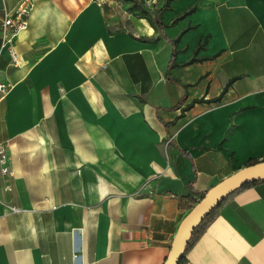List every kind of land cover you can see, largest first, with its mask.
Wrapping results in <instances>:
<instances>
[{
    "label": "crops",
    "instance_id": "obj_1",
    "mask_svg": "<svg viewBox=\"0 0 264 264\" xmlns=\"http://www.w3.org/2000/svg\"><path fill=\"white\" fill-rule=\"evenodd\" d=\"M129 1L32 0L16 65L0 34V264H163L264 158V0ZM214 211L181 264H264V179Z\"/></svg>",
    "mask_w": 264,
    "mask_h": 264
},
{
    "label": "water",
    "instance_id": "obj_2",
    "mask_svg": "<svg viewBox=\"0 0 264 264\" xmlns=\"http://www.w3.org/2000/svg\"><path fill=\"white\" fill-rule=\"evenodd\" d=\"M261 179H264V158L239 167L207 189L181 219L163 264H179L197 224L237 188Z\"/></svg>",
    "mask_w": 264,
    "mask_h": 264
},
{
    "label": "built area",
    "instance_id": "obj_3",
    "mask_svg": "<svg viewBox=\"0 0 264 264\" xmlns=\"http://www.w3.org/2000/svg\"><path fill=\"white\" fill-rule=\"evenodd\" d=\"M122 0H118L121 3ZM32 0H19L12 14L5 13L0 18L1 48L7 50L13 65L18 63V53L14 47L13 39L19 31L27 28V14L32 8ZM10 89L8 83L0 81V92L7 93ZM7 150L4 143H0V168L3 173H11L7 165Z\"/></svg>",
    "mask_w": 264,
    "mask_h": 264
},
{
    "label": "trees",
    "instance_id": "obj_4",
    "mask_svg": "<svg viewBox=\"0 0 264 264\" xmlns=\"http://www.w3.org/2000/svg\"><path fill=\"white\" fill-rule=\"evenodd\" d=\"M131 10V9H130ZM158 20V19H157ZM162 26V25H161ZM173 55H174V50H173ZM223 91H224V89H223ZM222 91V92H223ZM221 92V93H222ZM220 97V95L219 96H217L215 99H218ZM258 159H251V160H249L248 161V163H252V162H255V161H257ZM253 182H255V181H253ZM253 182H249V183H246V184H244V185H242L241 187H239V188H237L234 192H236V191H238V190H240V189H242V188H244V187H246V186H248L249 184H251V183H253ZM234 192H232V193H234ZM232 193H230L227 197H229ZM227 197H225L222 201H224ZM221 201V202H222ZM220 202V203H221ZM217 207V206H216ZM215 207V208H216ZM215 208H213L198 224H197V226L194 228V230H193V232H192V234H191V236H190V239H189V241H188V243H187V245H186V247H185V251H184V255H183V257L180 259V262H179V264H181L182 263V261H183V259L185 258L184 256H185V253L187 252V250H188V248L193 244V242L197 239V237H198V235L202 232V230L206 227V225L209 223V221L212 219V217L214 216V214H215Z\"/></svg>",
    "mask_w": 264,
    "mask_h": 264
},
{
    "label": "rangeland",
    "instance_id": "obj_5",
    "mask_svg": "<svg viewBox=\"0 0 264 264\" xmlns=\"http://www.w3.org/2000/svg\"><path fill=\"white\" fill-rule=\"evenodd\" d=\"M129 2H132L130 9L134 14H139L138 16H146L147 15V9L141 4L139 0H130ZM135 10V11H134ZM156 20L154 22L157 24V26L160 25L159 21H157V16Z\"/></svg>",
    "mask_w": 264,
    "mask_h": 264
}]
</instances>
